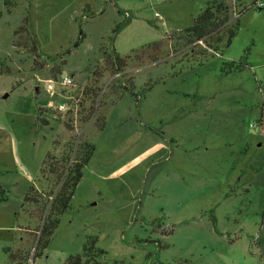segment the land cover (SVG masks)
<instances>
[{"label":"rangeland","instance_id":"obj_1","mask_svg":"<svg viewBox=\"0 0 264 264\" xmlns=\"http://www.w3.org/2000/svg\"><path fill=\"white\" fill-rule=\"evenodd\" d=\"M208 1L0 0V264H66L92 240L104 254L82 264H264V0H224L235 36L218 52L182 33ZM103 53L127 58L125 76ZM84 142L93 155L34 258ZM48 152L69 156L58 175ZM31 186L41 200L23 206Z\"/></svg>","mask_w":264,"mask_h":264},{"label":"trees","instance_id":"obj_2","mask_svg":"<svg viewBox=\"0 0 264 264\" xmlns=\"http://www.w3.org/2000/svg\"><path fill=\"white\" fill-rule=\"evenodd\" d=\"M6 1L7 0H5V2ZM230 18L229 8L224 0H209L206 4L205 9L194 20L193 25L190 28L184 30L182 33L184 34L185 40L188 45H194L196 43L198 44L199 42H203L208 49L212 50V52H218L221 49L228 47L235 36V27L229 25ZM22 26L24 27V29L28 30L27 19L23 21ZM169 39H171V35L169 36ZM79 43L80 40L75 44V47H77ZM32 49H34L36 52L38 51L37 44L34 41L31 50ZM245 59L246 57H242L238 62H232L226 65V68H223L224 72L231 73L242 71L247 65ZM126 60L127 58H122L117 53H103V62L105 63V69L106 71L110 69L112 75L122 74L123 76H125L127 68ZM154 60L157 59L154 58ZM96 70L92 72V78L94 79L92 81L93 85L97 84V81L102 78L104 73ZM151 87L152 86H149V88ZM124 92H129V89L123 88V91L117 97L120 98ZM262 109L264 110V104L262 106ZM40 118L41 117L39 114V121L42 125L48 124L47 121L41 120ZM96 123L99 124L97 127L100 130H102L105 126L104 118H102L100 121L97 120ZM65 127L69 131L73 130L72 125L69 123V121L65 123ZM53 145H56L55 141L53 142ZM66 148L71 154L73 152L74 145H68L66 146ZM79 148L81 152L79 154H76L71 165L67 166V175L65 176V178H62L60 187L55 193L51 201L49 211L44 218L43 225L40 229V234L36 242L34 258L42 255L43 251L47 248L50 237L59 225L60 216L69 208V204L74 195V191L80 180L82 179V170L89 163L93 155L94 146L92 144L84 142L80 145ZM68 160L69 156H66V154H63V157L58 160L54 155L48 152L44 159L43 165L47 167L50 173L58 175L61 166ZM0 193H2V191ZM0 200H3V198L0 197ZM40 200L41 197L38 194L37 189L34 186H31L26 196L24 197L23 206L27 203H39ZM94 247L95 240H92L91 243L88 242L84 246L83 254L71 256L67 260L66 264H82V259H89L91 256V251H95ZM6 252L10 253V261L13 262L17 260L16 253L12 252L10 249H6ZM95 252H97L98 254H104V252L101 250Z\"/></svg>","mask_w":264,"mask_h":264},{"label":"built area","instance_id":"obj_3","mask_svg":"<svg viewBox=\"0 0 264 264\" xmlns=\"http://www.w3.org/2000/svg\"><path fill=\"white\" fill-rule=\"evenodd\" d=\"M61 82H62V84H63L64 87H73V86H74V83H73V79H72V77H64V78L62 79ZM47 90H48L51 94L54 95V93H53V92H54L53 87H52V85L49 84V83H48ZM71 100L74 101L75 106L78 105L79 100H75L74 98H71ZM71 100H70V101H71ZM56 110H57L58 112H60V113H69V112H71L73 109H72V108L70 109V107H69L68 105H66L65 103H61V104L57 105Z\"/></svg>","mask_w":264,"mask_h":264},{"label":"crops","instance_id":"obj_4","mask_svg":"<svg viewBox=\"0 0 264 264\" xmlns=\"http://www.w3.org/2000/svg\"><path fill=\"white\" fill-rule=\"evenodd\" d=\"M259 126H260V127L262 126V123H261V121L259 122Z\"/></svg>","mask_w":264,"mask_h":264}]
</instances>
